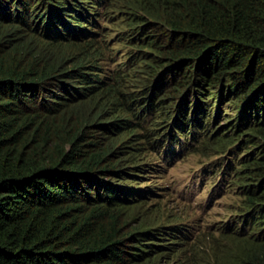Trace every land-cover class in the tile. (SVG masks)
Segmentation results:
<instances>
[{
  "label": "trees",
  "instance_id": "obj_1",
  "mask_svg": "<svg viewBox=\"0 0 264 264\" xmlns=\"http://www.w3.org/2000/svg\"><path fill=\"white\" fill-rule=\"evenodd\" d=\"M108 26L131 71L105 69ZM238 142L205 240L264 264V0H0V264H182L193 233L148 224L147 181L174 147Z\"/></svg>",
  "mask_w": 264,
  "mask_h": 264
},
{
  "label": "rangeland",
  "instance_id": "obj_2",
  "mask_svg": "<svg viewBox=\"0 0 264 264\" xmlns=\"http://www.w3.org/2000/svg\"><path fill=\"white\" fill-rule=\"evenodd\" d=\"M103 36L101 40H105L107 59L104 61L105 69L118 74L131 71L130 65L138 55L130 49L128 42H123L110 26L106 28ZM226 105L227 103L222 102L219 106L220 118L216 121L218 128L226 124L223 114L232 115ZM214 118L215 115H212V122ZM180 140L185 143L182 137ZM239 144L240 142L237 144L238 148L231 150L196 148V144L185 146V149L181 147L180 150L174 147L176 155H161L160 174L153 181H147L156 187L151 201L141 207V212L147 215L148 224L185 225L193 233L192 240L187 241L190 243L180 246V249H184L178 256L182 264H217V261L222 260L221 257L218 259V255L216 257L218 249L212 246L213 243L209 239L207 242L205 237L206 234L211 239L219 236L216 229L221 222L230 218L232 206L237 202L235 193L227 187L225 169L228 163L235 165L242 155L245 146ZM161 152L150 155V160L155 157L156 161ZM220 172L221 175L212 178Z\"/></svg>",
  "mask_w": 264,
  "mask_h": 264
}]
</instances>
